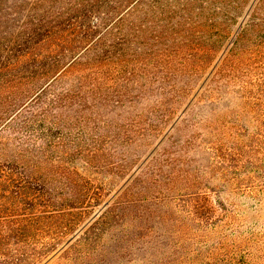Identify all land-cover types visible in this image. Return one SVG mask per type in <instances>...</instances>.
Segmentation results:
<instances>
[{
	"label": "rangeland",
	"instance_id": "374dc122",
	"mask_svg": "<svg viewBox=\"0 0 264 264\" xmlns=\"http://www.w3.org/2000/svg\"><path fill=\"white\" fill-rule=\"evenodd\" d=\"M25 1L0 0V40L20 32ZM258 5V0H209L199 11L196 4L186 6L181 16L180 0H145L131 15L134 54L108 60L105 36L62 68L15 115L17 129H0V171L7 173L0 176V215L13 216V222L0 221V230L19 226L24 213L47 214L42 221L60 224L75 214L72 200L89 183L103 182L108 183L103 199L75 214L57 236L58 247L36 264L192 261L220 233L226 264L231 255L236 262L243 257L247 264H264V202L255 206L260 194L233 192L237 186L230 185L264 180V32L258 30ZM183 17L226 23V39L202 61L192 50L152 63L144 50L150 29ZM185 32L216 34L195 23ZM192 68L197 72L190 74ZM187 82L190 88L179 97L149 91L151 84L167 90ZM27 95L6 100L8 110L0 117ZM152 107L170 111L155 121ZM194 191L191 215L178 204ZM226 200L237 209L227 227ZM112 209L114 221L88 240Z\"/></svg>",
	"mask_w": 264,
	"mask_h": 264
},
{
	"label": "trees",
	"instance_id": "16d2710c",
	"mask_svg": "<svg viewBox=\"0 0 264 264\" xmlns=\"http://www.w3.org/2000/svg\"><path fill=\"white\" fill-rule=\"evenodd\" d=\"M159 1V0H156ZM181 1V16H185L189 6H197V11L203 8V5L209 0H180ZM145 0H28L25 4L29 7L23 12L20 23V32L15 36L4 37L0 40V112L4 113L8 110L6 100L13 99L16 95L25 93L28 90L33 94L27 95L24 100L13 108L10 114H5L0 117V129L3 127L11 130L17 129L18 123L15 115L24 108L31 100L36 99L56 76V74L67 65L73 63L81 56L83 52L92 48H97L99 38L108 36L109 42L107 49L104 50L105 57L108 60L111 57L124 54H134L130 52L133 46L131 37L128 36L130 31L134 32L131 15L135 10V5L144 4ZM258 8L256 11V20L259 21L260 28L258 30L264 32V0H258ZM180 13V14H181ZM187 15V14H186ZM192 22L188 18H178V20L170 23L165 22L160 25L161 29L156 30L147 35L144 50L148 59L153 63L160 59H166L172 54H177L180 57L190 55L192 50L197 51L198 60L202 61L205 56H208L211 51L220 47L226 39L225 27L226 23H217L215 20L203 21L193 19ZM193 23L198 28L205 24L212 29L215 35L207 37L202 35L189 36L186 34L187 28H193ZM257 24V23H256ZM184 29L182 34H179L180 29ZM172 32H176L175 36H171ZM258 36V34H256ZM15 37V38H14ZM16 44L14 50L9 49V45ZM30 46H35L34 50H29ZM143 48V47H141ZM138 46L136 50H141ZM129 50V52H127ZM201 51V54L198 53ZM94 51L93 59H96L97 54ZM190 74L197 72L192 68ZM187 82L182 86H169L167 90L163 87H158L151 84L150 92L157 91L162 96L167 93L183 96L190 88ZM22 87V89H21ZM162 89V91H159ZM6 93V96L2 94ZM7 104V105H5ZM170 111V108L158 110L152 107V119L161 121L164 112ZM17 116V115H16ZM150 129L156 123H151ZM1 159V154H0ZM123 168V164L117 165L115 170ZM107 170V169H105ZM114 170V168H113ZM115 172V171H114ZM174 171L168 173V181L173 177ZM177 173V172H176ZM7 175L6 172L0 171V176ZM236 185L232 189L242 190L246 195H258L255 198V206L264 202V197L261 196L264 192V180L259 183L245 182ZM248 183V184H247ZM108 183L88 184L86 190L81 196L72 200L70 207L75 208V214L78 216L87 208L97 205L103 199L107 192ZM240 187V188H238ZM262 191V193H261ZM195 192H191L189 201L178 204V208L187 209L188 214L193 215L195 212ZM228 192H232L231 189ZM181 198V197H180ZM171 196V200L180 199ZM191 199L194 201H191ZM108 202H105L103 207H106ZM236 204L226 200V227L231 225L236 212ZM190 210V211H189ZM73 214V213H72ZM71 214V218L64 220L60 224L50 225V223L42 220H47V214L24 213L18 219L21 223L16 228H7L4 231L0 230V264H36L46 258L50 252L55 250L57 236L76 219ZM98 214L97 212L94 216ZM93 216V217H94ZM117 216L115 209H112L108 214L97 222L88 234V240L93 235L98 234L109 226ZM2 219H10L13 222L11 214L0 215ZM232 233V232H231ZM234 233V232H233ZM223 235L220 233L219 240L215 241L211 247L200 250L197 254L198 258L192 261H181L177 263L171 260L160 264H226V252L223 247ZM73 237L70 238V240ZM227 264H247L245 258H239L240 262L234 261L231 255L228 257ZM150 264V263H149ZM159 264V262H154Z\"/></svg>",
	"mask_w": 264,
	"mask_h": 264
}]
</instances>
